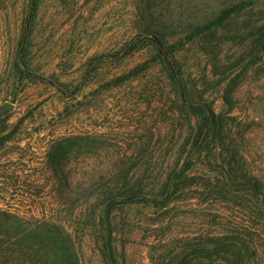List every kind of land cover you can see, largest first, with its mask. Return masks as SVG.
<instances>
[{
	"label": "rangeland",
	"instance_id": "rangeland-1",
	"mask_svg": "<svg viewBox=\"0 0 264 264\" xmlns=\"http://www.w3.org/2000/svg\"><path fill=\"white\" fill-rule=\"evenodd\" d=\"M219 1L0 0V107L13 105L0 115V208L61 224L79 264H206L213 257L190 247L254 245L256 185L264 191L256 10L187 30ZM151 23L175 46L183 98ZM200 107L215 119L198 136ZM122 167L140 191L107 206L100 183ZM91 168L100 190L88 194ZM27 245L41 264H67L66 246L19 233L17 249Z\"/></svg>",
	"mask_w": 264,
	"mask_h": 264
},
{
	"label": "trees",
	"instance_id": "trees-1",
	"mask_svg": "<svg viewBox=\"0 0 264 264\" xmlns=\"http://www.w3.org/2000/svg\"><path fill=\"white\" fill-rule=\"evenodd\" d=\"M217 3L220 5L217 11L209 10L202 15L201 18H204L205 20L201 25L191 30L187 29L190 37L215 29L236 14L256 10V21L253 27L250 28V31L254 38L253 44L258 47V52L261 53L264 64V0H221ZM157 20L158 18L154 21ZM163 24L172 27L171 32H169L170 34L178 35L181 33L178 29L179 27L175 25L173 20L167 19L166 21H163ZM147 26L145 32L150 36L154 43L158 55L166 61L172 77L177 82L181 94L180 96L183 98L184 93L181 87L180 71L176 62L172 59L175 46L172 45L168 47L164 44L160 31H158L159 27L152 28V26H154L152 23ZM133 48L134 46L130 45L119 53L126 54L133 50ZM115 56H118V53ZM200 108L199 110L206 113V118L198 132V136H200L202 132L207 129L209 123L214 122L215 119V115L210 109L205 107ZM55 158L56 157L53 156L51 159L54 160ZM92 170L93 169L91 168L89 171H86L83 176L82 185L85 187V193L87 192L88 194L100 190L99 183L98 185H95V182H98L99 179H95ZM125 174V168H119L115 174L112 173L110 177L111 182L108 181L110 184L107 185V187H105L107 184L106 182L100 183L104 186L102 189L104 193V195H102V203H105L108 206L113 199L130 196L140 191L138 190V187L134 185L129 186L128 183L125 182ZM260 187H262V183L256 185V191L259 193V196L257 197L258 229L256 233L257 242L254 243V245H248L247 242H244L241 246H237L235 243H231V241H226L222 244L217 242L208 247L197 244L194 247H190V250L198 254H208L213 257V259L206 264H264V191H262ZM107 193L109 196L106 195ZM105 196H108L106 201L104 200ZM19 233H22L25 239L31 236L39 243H51L52 245H59V247L66 246L68 248L65 260L66 263L79 264V258L75 250V241L61 224L47 215H44L39 219L32 218L29 220L25 217H20L15 211L2 208H0V264H18L19 262H29V264H33V262L42 263L40 254L35 251L31 252L28 245L24 250L17 249ZM219 256H221L224 261H215ZM35 260H37V262Z\"/></svg>",
	"mask_w": 264,
	"mask_h": 264
},
{
	"label": "water",
	"instance_id": "water-1",
	"mask_svg": "<svg viewBox=\"0 0 264 264\" xmlns=\"http://www.w3.org/2000/svg\"><path fill=\"white\" fill-rule=\"evenodd\" d=\"M13 109V105L11 103H5L0 107V115L7 113Z\"/></svg>",
	"mask_w": 264,
	"mask_h": 264
}]
</instances>
